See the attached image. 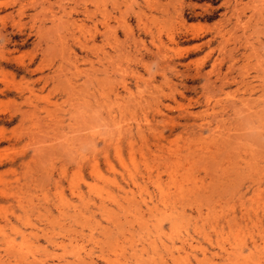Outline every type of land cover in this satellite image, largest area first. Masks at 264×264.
Wrapping results in <instances>:
<instances>
[{
    "label": "rangeland",
    "instance_id": "obj_1",
    "mask_svg": "<svg viewBox=\"0 0 264 264\" xmlns=\"http://www.w3.org/2000/svg\"><path fill=\"white\" fill-rule=\"evenodd\" d=\"M0 32V264H264V0H0Z\"/></svg>",
    "mask_w": 264,
    "mask_h": 264
},
{
    "label": "bare ground",
    "instance_id": "obj_2",
    "mask_svg": "<svg viewBox=\"0 0 264 264\" xmlns=\"http://www.w3.org/2000/svg\"><path fill=\"white\" fill-rule=\"evenodd\" d=\"M56 17V16H55ZM60 19V18H59ZM85 24V23H84ZM54 25V24H53ZM86 27V26H85ZM82 30V29H81ZM1 33V32H0ZM1 35V34H0ZM24 113V112H23ZM81 163V162H80ZM176 197V196H175ZM170 211V210H169ZM155 219V218H154ZM177 248V247H176ZM158 251V250H157ZM75 255V254H74ZM187 257V256H186ZM147 260V259H146ZM160 262V261H159ZM157 263V262H156Z\"/></svg>",
    "mask_w": 264,
    "mask_h": 264
}]
</instances>
